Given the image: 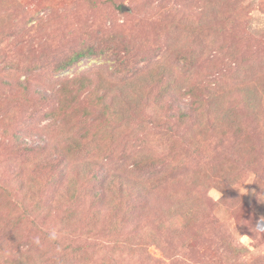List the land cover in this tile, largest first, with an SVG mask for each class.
<instances>
[{"label": "rangeland", "instance_id": "1", "mask_svg": "<svg viewBox=\"0 0 264 264\" xmlns=\"http://www.w3.org/2000/svg\"><path fill=\"white\" fill-rule=\"evenodd\" d=\"M22 262L264 264V0H0V264Z\"/></svg>", "mask_w": 264, "mask_h": 264}, {"label": "clouds", "instance_id": "2", "mask_svg": "<svg viewBox=\"0 0 264 264\" xmlns=\"http://www.w3.org/2000/svg\"><path fill=\"white\" fill-rule=\"evenodd\" d=\"M46 239L50 243H57L61 239V232L58 228L52 227L46 231ZM32 244L39 247L41 246L40 236H35L32 238Z\"/></svg>", "mask_w": 264, "mask_h": 264}, {"label": "trees", "instance_id": "3", "mask_svg": "<svg viewBox=\"0 0 264 264\" xmlns=\"http://www.w3.org/2000/svg\"><path fill=\"white\" fill-rule=\"evenodd\" d=\"M83 55H84V53H80V52L75 53V55L73 57H71L70 59L67 60V62L65 63V66L76 62L78 60V58L82 57ZM182 116H183V113H182ZM136 166H138V165H136ZM138 168H139V166H138ZM103 177H104V175L99 176V178L102 180V182L104 181ZM100 179H99V181H101ZM23 255H24V253L21 254V256H23ZM22 264H23V262H22Z\"/></svg>", "mask_w": 264, "mask_h": 264}]
</instances>
